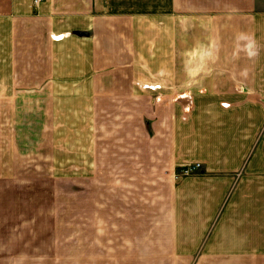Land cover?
<instances>
[{
  "label": "crops",
  "instance_id": "1",
  "mask_svg": "<svg viewBox=\"0 0 264 264\" xmlns=\"http://www.w3.org/2000/svg\"><path fill=\"white\" fill-rule=\"evenodd\" d=\"M255 66L264 0H0V112L38 99L70 131L44 163L77 152L71 188L94 201L44 235L43 201L0 193V264H264V156L241 151Z\"/></svg>",
  "mask_w": 264,
  "mask_h": 264
},
{
  "label": "rangeland",
  "instance_id": "2",
  "mask_svg": "<svg viewBox=\"0 0 264 264\" xmlns=\"http://www.w3.org/2000/svg\"><path fill=\"white\" fill-rule=\"evenodd\" d=\"M252 75L254 77L263 76L261 67L255 66ZM37 100L36 98H10L7 108H1V111L8 109L9 112H0V176L2 175V166L3 169L7 168L9 176H6L5 180L0 179V186L3 187L0 188V193L9 192L14 196H20L29 206L30 204L36 206L37 201H43L46 209L44 214L47 220L44 226V235H46V231L50 234L54 232L68 234L69 227L64 218L67 215L70 216V213L76 214L79 209V212L74 216L84 221L85 205L89 201L90 203H94V201H92L91 196L88 195L86 198L85 194L72 190L77 186L75 181L79 180L75 177L81 174L79 168L81 159L77 152L74 154L73 161L75 170H70V165L66 160L65 162L44 163L45 160L42 156L47 154L50 156V153L54 159L57 157L69 158L67 147L70 146V131L52 129V122L40 120V118L46 117L47 113H44V109L37 105ZM254 101L261 111L255 106L251 117L253 119L252 138L246 140V145L242 146L241 151L246 152L247 156L259 155L263 157L264 96L255 98ZM176 102L184 109H189L191 105L188 98L176 99ZM15 109L23 110V112H14ZM54 141L58 143H53ZM239 147H241L240 144H238ZM53 149H56V152H52ZM96 163L94 154H91L90 169L92 167V171H94ZM89 173L92 174L91 170ZM71 177L73 178L70 179ZM85 179L86 177L82 182ZM39 187L44 189V193H39L42 191ZM46 202H49V205ZM69 207H73V210H70ZM59 242L60 240L56 244ZM69 242L62 240L60 242L61 248L66 247ZM61 248L58 247V251L61 255H65L66 253L63 254ZM110 254L112 259L109 264H114L119 258L113 253ZM60 264L73 263L65 261Z\"/></svg>",
  "mask_w": 264,
  "mask_h": 264
},
{
  "label": "built area",
  "instance_id": "3",
  "mask_svg": "<svg viewBox=\"0 0 264 264\" xmlns=\"http://www.w3.org/2000/svg\"><path fill=\"white\" fill-rule=\"evenodd\" d=\"M38 0H32L33 3H36ZM198 168V164H194V165H191V166H183V168L181 169V172L183 174H186L188 172H193L195 171L196 169Z\"/></svg>",
  "mask_w": 264,
  "mask_h": 264
}]
</instances>
